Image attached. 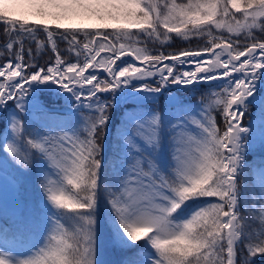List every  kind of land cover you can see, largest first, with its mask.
<instances>
[{
    "label": "snow or ice",
    "instance_id": "obj_1",
    "mask_svg": "<svg viewBox=\"0 0 264 264\" xmlns=\"http://www.w3.org/2000/svg\"><path fill=\"white\" fill-rule=\"evenodd\" d=\"M0 26V264L264 258V0H0ZM173 34L205 43L153 54Z\"/></svg>",
    "mask_w": 264,
    "mask_h": 264
},
{
    "label": "trees",
    "instance_id": "obj_2",
    "mask_svg": "<svg viewBox=\"0 0 264 264\" xmlns=\"http://www.w3.org/2000/svg\"><path fill=\"white\" fill-rule=\"evenodd\" d=\"M178 2H186V0H178ZM225 35H226V33H225ZM257 36L260 37L261 34L257 33ZM203 39L204 38L198 40V39L193 38L191 40L184 41V40H182L180 38L175 37V34H173V39L170 42V44L165 45L163 48H161L158 43L157 44L149 43L148 47L153 49V54H156L157 50H162V51L165 52V54H168L169 52H176V51H178L180 49H185V48L195 49V48H197L199 46H202L205 43L203 41ZM6 42H7V38L4 35V28L2 26H0V46L5 44ZM58 44H59V47L61 49L62 55L67 56L68 54L63 51L67 47V45L64 44L63 42H59V41H58ZM24 47H25V59L26 60L28 59L27 49L29 47H31L33 49V54L34 55L37 54L36 53V45L35 44H31V43L26 41ZM51 55L52 54H51L50 48L43 49L38 55L39 63L43 64L45 62V60H48ZM6 58H7V52L5 51L4 57H0V63L4 62L6 60ZM68 58L72 59L71 57H68ZM205 91H207V88H204L201 91L196 92L195 95L191 96L192 100L199 99L203 95V93ZM60 103H62V101H60ZM247 119L248 118L246 117L245 118V122H247ZM248 159L250 160L249 161L250 164H256V163H258V161L260 159V153L257 152L255 154V156H253V157L249 156ZM261 260H264V258H257L258 264H260Z\"/></svg>",
    "mask_w": 264,
    "mask_h": 264
},
{
    "label": "rangeland",
    "instance_id": "obj_3",
    "mask_svg": "<svg viewBox=\"0 0 264 264\" xmlns=\"http://www.w3.org/2000/svg\"><path fill=\"white\" fill-rule=\"evenodd\" d=\"M110 31V30H109ZM204 41H205V39H204ZM119 63V62H118ZM137 66H142V65H140L139 63L137 64Z\"/></svg>",
    "mask_w": 264,
    "mask_h": 264
}]
</instances>
